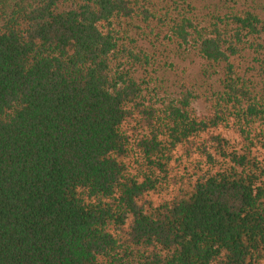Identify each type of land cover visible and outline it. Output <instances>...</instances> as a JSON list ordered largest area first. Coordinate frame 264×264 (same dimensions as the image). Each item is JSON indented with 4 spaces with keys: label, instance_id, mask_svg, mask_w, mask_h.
<instances>
[{
    "label": "trees",
    "instance_id": "trees-1",
    "mask_svg": "<svg viewBox=\"0 0 264 264\" xmlns=\"http://www.w3.org/2000/svg\"><path fill=\"white\" fill-rule=\"evenodd\" d=\"M162 48L218 75L206 114L152 88ZM263 150L256 10L0 0V264H264Z\"/></svg>",
    "mask_w": 264,
    "mask_h": 264
},
{
    "label": "rangeland",
    "instance_id": "rangeland-1",
    "mask_svg": "<svg viewBox=\"0 0 264 264\" xmlns=\"http://www.w3.org/2000/svg\"><path fill=\"white\" fill-rule=\"evenodd\" d=\"M193 3L196 7L202 8L210 3H227L231 5L236 3L237 6L244 8H252L258 12L260 18L264 20V0H187ZM176 52L178 51H164L162 48L161 53L153 58L152 70L156 75L151 74L152 88L159 89L162 87L163 93L175 96L179 91V86L185 84L189 89L191 88L195 95L201 97L192 103V109L198 115L206 114L207 107L203 103L202 96L209 94L212 90L216 89L218 85V75L205 76L204 71L207 69L206 64L197 58L195 55H184L180 57ZM244 66L251 65V58L248 55L247 59L241 61ZM171 63V67H169ZM152 72V71H151ZM211 73L213 71H210ZM151 88V89H152ZM228 139H234L231 132L221 130ZM257 155H264V150L257 152ZM194 160L186 159L183 148L179 147L174 152L173 161L171 163V174L184 175L191 173L194 166ZM172 192L164 193L161 195L150 194L146 199L151 200L153 204L170 197Z\"/></svg>",
    "mask_w": 264,
    "mask_h": 264
}]
</instances>
